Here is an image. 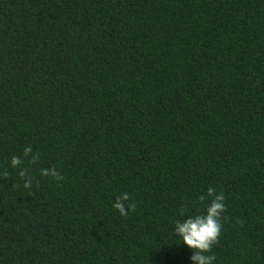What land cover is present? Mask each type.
I'll return each mask as SVG.
<instances>
[{"label": "trees", "instance_id": "1", "mask_svg": "<svg viewBox=\"0 0 264 264\" xmlns=\"http://www.w3.org/2000/svg\"><path fill=\"white\" fill-rule=\"evenodd\" d=\"M210 187L264 264V0H0V264H189Z\"/></svg>", "mask_w": 264, "mask_h": 264}, {"label": "clouds", "instance_id": "2", "mask_svg": "<svg viewBox=\"0 0 264 264\" xmlns=\"http://www.w3.org/2000/svg\"><path fill=\"white\" fill-rule=\"evenodd\" d=\"M25 153L31 151L30 148H25ZM15 167L20 163L19 157L13 156L10 161ZM43 174L47 175L48 171L43 170ZM52 175H56L55 172ZM208 197H211L207 207L203 213L187 214L184 211L178 213L171 226L172 233L179 238L180 243L190 250L189 264H213L214 255H208L212 245L216 242L220 231V215L225 209L224 196L222 193H216L213 188H208ZM128 193H123L117 197L113 207L124 216L129 211H132L134 206H125V201L128 200ZM203 199V197H201Z\"/></svg>", "mask_w": 264, "mask_h": 264}]
</instances>
